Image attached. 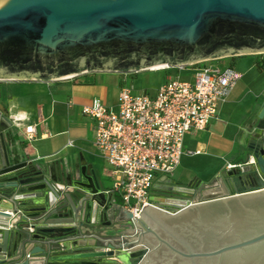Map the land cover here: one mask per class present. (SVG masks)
Wrapping results in <instances>:
<instances>
[{"label": "water", "instance_id": "obj_1", "mask_svg": "<svg viewBox=\"0 0 264 264\" xmlns=\"http://www.w3.org/2000/svg\"><path fill=\"white\" fill-rule=\"evenodd\" d=\"M264 53V0H3L0 78L56 81L88 71L182 66ZM0 106V264H264V98L240 167L225 168L192 202V182L156 184V207L108 224L94 175L59 184L28 161L12 164ZM252 159V160H251ZM169 207V208H168ZM95 239V241H91Z\"/></svg>", "mask_w": 264, "mask_h": 264}, {"label": "crops", "instance_id": "obj_2", "mask_svg": "<svg viewBox=\"0 0 264 264\" xmlns=\"http://www.w3.org/2000/svg\"><path fill=\"white\" fill-rule=\"evenodd\" d=\"M212 62L222 67L233 66L242 74L241 78L247 71L239 70L236 63H224L219 59ZM252 67L257 66L251 64L249 68ZM104 85L113 86L114 93L108 91L104 94ZM119 90L120 77L114 74H84L47 82H7L0 106H4L13 121V126L5 131L12 164L28 161L38 165L52 181L59 184L81 178V169L86 167L101 188L112 190L115 181L112 167L94 146L95 121L85 115L82 108L94 98L108 105H117ZM263 98L264 84L257 87L253 96L229 95L206 130L192 131L186 135L184 149L199 152L183 154L174 173L166 180L157 179L155 185L169 181L180 185L189 182L208 184L227 168L228 163L243 162L250 151L247 145L251 135L256 132L257 114ZM28 126H36V133L30 140L26 138ZM70 140L74 141L73 146L67 145ZM197 155L204 157L191 165V169H185V158ZM108 204V224L91 226L88 231L90 236L97 234L112 240L128 236L132 223L118 194L113 193L112 198H108Z\"/></svg>", "mask_w": 264, "mask_h": 264}, {"label": "built area", "instance_id": "obj_3", "mask_svg": "<svg viewBox=\"0 0 264 264\" xmlns=\"http://www.w3.org/2000/svg\"><path fill=\"white\" fill-rule=\"evenodd\" d=\"M213 60L146 69L167 70L169 74L157 89L139 93L127 79L143 70L122 72L125 78L117 105L94 98L83 106L82 112L95 121L94 146L112 167L115 181L108 192L118 194L121 205L134 215H140L146 203L157 206L155 181L174 173L183 154L199 152L184 149L186 135L208 128L241 78L233 66L222 67ZM173 69L178 70L176 75L170 72ZM35 133L36 126L26 128L27 139ZM67 145L73 146L74 141ZM243 165L228 163L227 167Z\"/></svg>", "mask_w": 264, "mask_h": 264}, {"label": "rangeland", "instance_id": "obj_4", "mask_svg": "<svg viewBox=\"0 0 264 264\" xmlns=\"http://www.w3.org/2000/svg\"><path fill=\"white\" fill-rule=\"evenodd\" d=\"M258 56H262L264 58V53H257V52H246L243 54H227L222 55L216 59H219L220 61L224 63H231L235 64L236 67L239 70H247L244 76L240 79L235 89H233V92L230 94L232 97L236 96L237 94H240L241 96L249 95L253 96L254 93L257 90V87L264 84V70H259L257 67H252L251 64H256L255 60ZM236 61V62H235ZM134 71V70H132ZM170 72H172L174 75L178 73L177 69H173ZM86 75H95V74H114L116 77H120V84L123 82L125 76L122 74V72L119 71H88L85 73L80 74L79 76ZM167 70H143L139 73H132L131 75H128L129 78L127 79V84L129 86L133 85V88L135 92L139 93L145 89L147 90H155L159 87L163 79L166 75H168ZM78 76V75H77ZM184 76V75H182ZM181 76V77H182ZM75 78V77H73ZM115 80V79H114ZM16 81H40V82H47L42 80H8L4 78H0V99L5 94V84L7 82H16ZM110 92V94L114 93V87L113 86H103V92L104 94ZM2 108L4 109V106L1 104ZM6 110V109H4ZM204 157L203 155H197V156H191L186 157L183 161V167L185 169H191V165H195V162ZM206 173V172H205Z\"/></svg>", "mask_w": 264, "mask_h": 264}, {"label": "flooded vegetation", "instance_id": "obj_5", "mask_svg": "<svg viewBox=\"0 0 264 264\" xmlns=\"http://www.w3.org/2000/svg\"><path fill=\"white\" fill-rule=\"evenodd\" d=\"M251 147H252V145H251V143H249V144L247 145V150H250ZM192 185L195 186V188H194L195 193H193V194L191 195V199H192L193 201H197V200H199L200 198H202V194L200 193L199 188H197V187H198V184H196V182H192ZM168 208H169V207H168Z\"/></svg>", "mask_w": 264, "mask_h": 264}, {"label": "trees", "instance_id": "obj_6", "mask_svg": "<svg viewBox=\"0 0 264 264\" xmlns=\"http://www.w3.org/2000/svg\"><path fill=\"white\" fill-rule=\"evenodd\" d=\"M255 63L259 70H264V58L262 56H258Z\"/></svg>", "mask_w": 264, "mask_h": 264}, {"label": "clouds", "instance_id": "obj_7", "mask_svg": "<svg viewBox=\"0 0 264 264\" xmlns=\"http://www.w3.org/2000/svg\"><path fill=\"white\" fill-rule=\"evenodd\" d=\"M3 2V0H0V3H2Z\"/></svg>", "mask_w": 264, "mask_h": 264}]
</instances>
